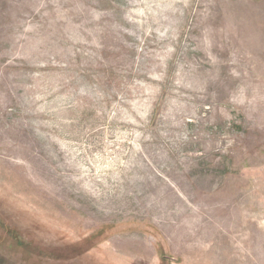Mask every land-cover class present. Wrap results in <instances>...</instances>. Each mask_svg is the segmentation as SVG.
Instances as JSON below:
<instances>
[{
  "label": "rangeland",
  "instance_id": "rangeland-1",
  "mask_svg": "<svg viewBox=\"0 0 264 264\" xmlns=\"http://www.w3.org/2000/svg\"><path fill=\"white\" fill-rule=\"evenodd\" d=\"M0 264H264V0H0Z\"/></svg>",
  "mask_w": 264,
  "mask_h": 264
}]
</instances>
